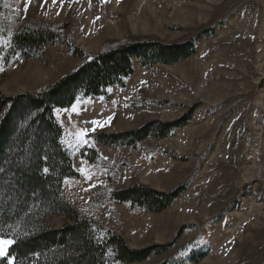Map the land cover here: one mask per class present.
<instances>
[{"label": "rangeland", "instance_id": "rangeland-1", "mask_svg": "<svg viewBox=\"0 0 264 264\" xmlns=\"http://www.w3.org/2000/svg\"><path fill=\"white\" fill-rule=\"evenodd\" d=\"M38 24L60 28V39L29 57L13 51L14 34ZM142 41H192L194 51L171 64L135 61L123 85L54 108L76 172L63 197L99 240L169 245L132 262L111 245L107 264H264V0H0V100L40 93L89 59ZM180 119L162 136L155 123L133 144L98 139ZM93 121L105 126L93 132ZM84 129L88 143L77 144ZM134 185L184 189L153 211L113 197ZM46 221L70 223L63 214Z\"/></svg>", "mask_w": 264, "mask_h": 264}, {"label": "trees", "instance_id": "trees-1", "mask_svg": "<svg viewBox=\"0 0 264 264\" xmlns=\"http://www.w3.org/2000/svg\"><path fill=\"white\" fill-rule=\"evenodd\" d=\"M59 39L60 28L25 26L14 34L11 47L29 57L30 51H39ZM193 51L192 41L132 42L89 59L40 93L25 92L0 100V233L17 240L8 251L15 264H107L106 253L111 245L117 259L132 262L169 247L130 249L117 235L101 240L96 237L90 220L77 214L62 195L64 179L76 172L69 152L61 144L63 130L53 111L71 105L79 95H105L112 85H123L133 73L135 61L144 66L171 64ZM184 120L151 122L137 130L98 139L107 144H133L149 135L155 123L153 129L162 136ZM45 167L50 170L48 175L41 171ZM183 189L160 192L134 185L116 191L113 197L160 211L171 205ZM59 214L67 216L70 223L54 229L46 218ZM1 264H7V259Z\"/></svg>", "mask_w": 264, "mask_h": 264}, {"label": "snow or ice", "instance_id": "snow-or-ice-1", "mask_svg": "<svg viewBox=\"0 0 264 264\" xmlns=\"http://www.w3.org/2000/svg\"><path fill=\"white\" fill-rule=\"evenodd\" d=\"M73 110H75V105L73 106ZM108 120L110 121L111 117H109ZM92 124H93V128H92L93 132H95L97 128H103L105 126V124L100 123L99 121H93ZM75 136H76L77 144H87L88 143V139H87L88 130L87 129H84L81 132L76 133ZM46 159L47 158L45 157V160ZM0 171H2V169H0ZM41 171L43 172L44 175H48L50 172V170L47 167L41 169ZM90 178L91 177H89V179ZM65 182H67V178H65ZM90 187H94V185ZM0 198H2V194H0ZM15 243H17L16 239L10 236H5L3 233H0V258H7V264H15V258L10 257L7 251V249Z\"/></svg>", "mask_w": 264, "mask_h": 264}]
</instances>
